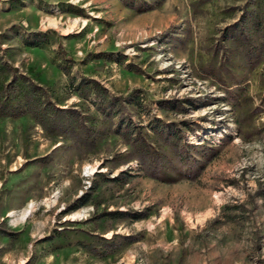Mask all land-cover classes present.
<instances>
[{
  "label": "rangeland",
  "instance_id": "rangeland-1",
  "mask_svg": "<svg viewBox=\"0 0 264 264\" xmlns=\"http://www.w3.org/2000/svg\"><path fill=\"white\" fill-rule=\"evenodd\" d=\"M0 64L93 141L0 117V264H264V0H0Z\"/></svg>",
  "mask_w": 264,
  "mask_h": 264
},
{
  "label": "trees",
  "instance_id": "trees-1",
  "mask_svg": "<svg viewBox=\"0 0 264 264\" xmlns=\"http://www.w3.org/2000/svg\"><path fill=\"white\" fill-rule=\"evenodd\" d=\"M1 68L2 65L0 64V73L3 71ZM88 83L95 91V96L100 98L99 104H106V108L110 109L112 102L110 98L108 99L103 95L105 90L93 80L88 81ZM23 114H28L35 123L39 124L51 136L72 139L80 146L92 145L91 130L86 126L84 117L79 112L73 107H56L45 96L43 89L39 85L29 81L25 76L12 73L6 81L0 83V117H19ZM124 130L125 128L122 127L121 123L116 126L115 133L121 135L126 140L131 153H134L131 155L138 162L145 163L150 154L149 143L140 136V132H137L135 137L131 138L129 133H122ZM159 135L161 137L162 134ZM173 137L174 135L171 133L167 134L164 142L167 139H171L172 141ZM129 214L133 219L142 217L140 213ZM109 215L123 217L126 213L113 211ZM101 239L107 243H112L114 242L113 240H116V244H111L115 247L118 244L129 242L131 237L128 235L112 234L108 239Z\"/></svg>",
  "mask_w": 264,
  "mask_h": 264
},
{
  "label": "bare ground",
  "instance_id": "bare-ground-1",
  "mask_svg": "<svg viewBox=\"0 0 264 264\" xmlns=\"http://www.w3.org/2000/svg\"><path fill=\"white\" fill-rule=\"evenodd\" d=\"M45 23H47L48 25H55L56 24V22L53 19H46ZM71 28H72L71 26H68L67 30H69ZM67 30H65V31H67ZM26 211L27 210L25 209L24 212L22 213L23 216L25 215Z\"/></svg>",
  "mask_w": 264,
  "mask_h": 264
}]
</instances>
